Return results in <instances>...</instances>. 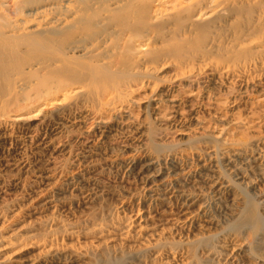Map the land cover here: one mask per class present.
I'll return each instance as SVG.
<instances>
[{"label": "rangeland", "instance_id": "1", "mask_svg": "<svg viewBox=\"0 0 264 264\" xmlns=\"http://www.w3.org/2000/svg\"><path fill=\"white\" fill-rule=\"evenodd\" d=\"M138 5L100 74L0 85V264H264V0Z\"/></svg>", "mask_w": 264, "mask_h": 264}, {"label": "bare ground", "instance_id": "2", "mask_svg": "<svg viewBox=\"0 0 264 264\" xmlns=\"http://www.w3.org/2000/svg\"><path fill=\"white\" fill-rule=\"evenodd\" d=\"M76 1L78 0H17L10 12L14 25L8 28L0 27V63L14 59L6 64L8 74L0 77L2 89H26L30 87V77L40 68L43 70L51 66H61L73 76L81 74L83 78L89 73L97 75L100 70L106 68L101 54H95L94 60L89 63H76L74 61L82 56L73 58V61L68 55H71L82 41L88 42L89 49H92L100 43H105V40L110 41V35H119L127 27L130 29L129 23L132 24L136 9L143 8L138 4L150 0H111L108 6L101 0H85L81 7L75 6ZM214 3L216 4L215 1L213 5ZM96 6V12L88 14ZM3 11L8 16L6 7ZM46 56H50V59L42 62L46 60ZM93 82L95 83L92 80ZM7 259V263L19 264L23 258L12 254Z\"/></svg>", "mask_w": 264, "mask_h": 264}]
</instances>
